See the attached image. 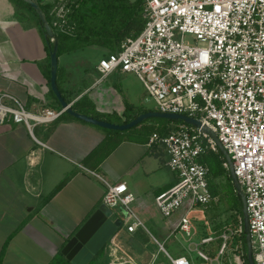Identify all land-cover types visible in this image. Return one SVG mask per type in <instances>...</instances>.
<instances>
[{
	"label": "crops",
	"instance_id": "crops-1",
	"mask_svg": "<svg viewBox=\"0 0 264 264\" xmlns=\"http://www.w3.org/2000/svg\"><path fill=\"white\" fill-rule=\"evenodd\" d=\"M110 53L107 47L91 44L59 54L57 81L67 102L80 104L76 111L90 116L94 110L115 113L123 121L117 124L127 123V105L133 107V114L137 112L133 118L158 111L135 75L116 71L100 80L97 65ZM50 77V55L34 15L15 0H0V94L15 95L31 111L60 109V102L51 95ZM150 119L121 134L67 112L53 123L36 126L33 133L23 125L0 123V264H49L56 259L64 264L67 258L62 249L103 203L107 185L114 183H126L135 200L132 213L122 206L113 209L112 219L120 218L123 224L104 251L93 257L96 264H173L177 258L210 264L193 255L192 245L204 253L199 246L207 237L202 239L196 224L205 218L203 209L218 200L190 212L185 205L172 216H163L156 197L177 176L167 166L164 150L147 146L151 134L144 128L162 127L166 132L169 125ZM187 213L190 236L179 227ZM137 221L141 225L129 231L128 226ZM206 235L215 239L209 232ZM239 236L235 242L242 251L235 259L249 264L247 240L245 258L243 236ZM221 238L222 242L216 241L218 254H204L224 264L225 249L233 239Z\"/></svg>",
	"mask_w": 264,
	"mask_h": 264
},
{
	"label": "built area",
	"instance_id": "built-area-1",
	"mask_svg": "<svg viewBox=\"0 0 264 264\" xmlns=\"http://www.w3.org/2000/svg\"><path fill=\"white\" fill-rule=\"evenodd\" d=\"M74 1L50 2L54 34L74 30L70 21ZM144 3L143 30L99 61L100 80L116 71L133 74L159 112L186 115L213 129L231 157L245 196L254 264H264V0ZM65 112L63 107L31 111L15 95L0 94V123L23 125L31 133L38 125L57 121ZM147 146L161 147L167 166L177 176L176 182L156 197L164 217L185 205L190 212L218 200L209 188L210 168L200 159L205 148L218 146L201 127L173 124L166 132H153ZM225 166L229 169L227 162ZM134 200L126 183H114L107 185L103 203L132 213ZM188 213L179 227L190 236ZM140 225L137 221L128 229L134 231ZM245 233L241 221L235 230L226 229L223 238ZM198 254L210 264H219L202 252ZM172 263L191 264L186 258L172 259Z\"/></svg>",
	"mask_w": 264,
	"mask_h": 264
},
{
	"label": "trees",
	"instance_id": "trees-1",
	"mask_svg": "<svg viewBox=\"0 0 264 264\" xmlns=\"http://www.w3.org/2000/svg\"><path fill=\"white\" fill-rule=\"evenodd\" d=\"M15 1L19 5L31 11V13L34 15L35 19L38 22L39 29L46 42V48L50 53L54 46V41L45 36L44 25L41 23L36 11L31 7L30 4L23 0ZM36 1L40 4L47 17L48 22L52 26V21L49 13L52 5L50 3L43 2V0ZM86 1L87 0H75L71 5L70 21L71 24L74 25V30L71 33H58L55 31V38L59 44L58 54H61L63 51L75 50L77 48H81L91 44L107 47L111 50L112 53H114L120 50L121 44L126 38L136 37L141 33L145 26L146 8L144 0H96L92 7H87ZM51 95L56 99V96L52 90ZM57 103H59L58 100ZM79 106L80 104L72 105L73 109L75 110L80 109ZM132 112L133 107L127 105L125 122H129L131 118H133L137 113L134 112L133 114ZM92 114L95 118L104 119L109 122H123L122 118L115 113L101 114L94 110ZM144 123L139 124V126L143 125ZM177 123L183 122L177 121ZM135 128H137V126L133 127L130 130H133ZM144 128L145 132L149 134H152L155 131H163V129H161L162 127H152L150 125H146L144 126ZM110 131L118 134L122 133L119 130ZM103 145L104 143L98 149H96V151L93 152L88 159L93 158ZM200 159L201 162L208 165L210 168L209 188L214 196H219V185L222 183V178L225 179V181H223V184L226 182L233 187L235 201L233 203L232 209H234L237 214L234 218V223L235 226H238L240 222L243 221L242 199L235 190L229 169H227L225 166V163L227 161L223 152L218 147L217 149L207 147L204 149ZM65 182L60 184L55 192L60 190ZM242 236L244 243L243 249L245 250L246 258V237L245 234H243ZM212 241H215V239ZM105 247L100 250L98 255L104 251ZM210 256H215V254L213 253ZM64 260V264H72L69 260ZM49 264H61V261L59 259H56ZM90 264H96L95 259L92 260Z\"/></svg>",
	"mask_w": 264,
	"mask_h": 264
},
{
	"label": "water",
	"instance_id": "water-1",
	"mask_svg": "<svg viewBox=\"0 0 264 264\" xmlns=\"http://www.w3.org/2000/svg\"><path fill=\"white\" fill-rule=\"evenodd\" d=\"M23 1L30 4L31 7L36 11L41 23L44 25L45 36L49 37L52 41H54V46L49 53L51 59L50 85L56 98L60 102L61 106L63 108H66V112L68 114L86 122L98 125L100 127L119 131H126L132 129L133 127L138 126L149 118H164L174 121H182L195 127H201L204 132L211 136L218 148L223 152L226 161L229 164V171L232 177L235 190L242 199L244 227L246 232V240L248 243V262L249 264H254L248 214L245 204V196L242 187L239 184L238 179L234 173L233 162L231 160V157L228 154L227 150L220 143L213 129H211L207 125H203L198 119L188 117L182 114L163 113L159 111L144 112L137 115L135 118H133L127 123L117 124L104 119H98L93 116L80 113L73 109L72 105L67 102V100L63 97L57 81L59 44L55 38L54 31L50 23L48 22L43 9L36 0ZM113 213V209L109 208L105 203H102L99 208L91 215V217L80 227V229L75 233V235L67 242V244L62 249V253L72 264H88L93 259V257L97 255L100 250L105 247V245H107V243L115 235L118 229L122 227L123 221L120 218L112 219Z\"/></svg>",
	"mask_w": 264,
	"mask_h": 264
},
{
	"label": "rangeland",
	"instance_id": "rangeland-1",
	"mask_svg": "<svg viewBox=\"0 0 264 264\" xmlns=\"http://www.w3.org/2000/svg\"><path fill=\"white\" fill-rule=\"evenodd\" d=\"M44 1H48L50 3L52 0H44ZM95 2L96 0H87L86 6L92 7ZM150 121H155L162 125H169V126L171 124L173 125L177 123V121L164 119V118H151ZM223 181H225L224 178H222V183L219 182L221 184L219 185L220 192H219V196H218L219 199L217 201V204L213 203L207 206L206 209H203L205 218L201 220L200 224L199 223L196 224L197 227L195 229L196 231L199 232L202 239L203 237L209 238L206 235V232H209L212 235V237L215 238V241H211L212 243L210 242L207 245H204V243H201V245L199 246V249L201 251L209 255H212L213 253L218 254L220 245L217 244L216 241L222 242L223 239L221 238V235L224 234V230L228 228L235 230L237 228V226H235V223H234V218L237 214L235 211L231 212L229 210L230 208L233 207V203L235 201L234 189L229 183L225 182L223 184ZM242 210H243V203H242ZM201 237H199V240H201ZM238 240H240V236L234 237L233 240L227 244V248L225 249L223 260H222L224 264H229L231 261H233L234 264H238L237 263L238 260L235 259V256H238L239 252L242 251L240 244H237L239 242ZM237 245L240 246V247L238 246V249L236 248ZM192 246H193V249H192L193 255L198 256V251L196 249V246L195 245H192ZM202 263L205 264L206 262L202 261ZM108 264H110V262H108Z\"/></svg>",
	"mask_w": 264,
	"mask_h": 264
}]
</instances>
